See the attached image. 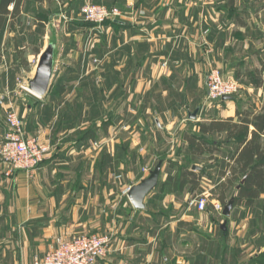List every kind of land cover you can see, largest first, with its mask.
Returning a JSON list of instances; mask_svg holds the SVG:
<instances>
[{
	"label": "crops",
	"instance_id": "obj_1",
	"mask_svg": "<svg viewBox=\"0 0 264 264\" xmlns=\"http://www.w3.org/2000/svg\"><path fill=\"white\" fill-rule=\"evenodd\" d=\"M46 3L64 6L60 38L52 23L38 20ZM86 4L117 8L123 16L95 34L80 16ZM243 11L236 0H27L18 17L5 21L0 141L13 107L25 135L38 137L48 152L30 177L0 162V264H34L57 239L85 234L112 239L109 255L97 264H248L253 256L258 264V256L243 253L248 245L261 250L264 232L260 228L252 241L256 235L249 237L243 217L264 206V194L252 207L234 205L224 217V205L243 181L223 190L240 147L225 131L200 132L213 121L237 122V111H263L264 92L248 75L264 61V46L244 37ZM51 42L55 68L47 94L23 97L18 72L32 77ZM255 52L259 67L251 70L244 62ZM11 60L17 65L8 66ZM211 69L237 79L245 97L208 101ZM191 136L208 144L205 151L192 152ZM159 161L158 185L136 210L127 192ZM186 171L194 173L196 186H179ZM203 195L211 204L199 211L190 202ZM214 203L222 209L215 211ZM218 213L222 223H216Z\"/></svg>",
	"mask_w": 264,
	"mask_h": 264
},
{
	"label": "built area",
	"instance_id": "obj_2",
	"mask_svg": "<svg viewBox=\"0 0 264 264\" xmlns=\"http://www.w3.org/2000/svg\"><path fill=\"white\" fill-rule=\"evenodd\" d=\"M117 8H107L104 5L86 4L81 9V19L99 28L106 21H116L122 17ZM207 100L220 101L222 97H233L240 90L236 79H225L219 70L211 69L205 77ZM6 134L0 141V162L10 168V171H21L29 177L43 163L48 148L43 146L37 137H27L21 118L9 111L5 117ZM199 211L206 209L204 196L190 202ZM213 209L220 211L221 205L214 203ZM110 235L85 234L71 239H57L54 248L44 254L43 258L34 264H97L104 260L111 250Z\"/></svg>",
	"mask_w": 264,
	"mask_h": 264
},
{
	"label": "trees",
	"instance_id": "obj_3",
	"mask_svg": "<svg viewBox=\"0 0 264 264\" xmlns=\"http://www.w3.org/2000/svg\"><path fill=\"white\" fill-rule=\"evenodd\" d=\"M27 0H0V32L5 21L15 19L19 16L23 4ZM12 6V11L8 8ZM109 21H106L108 23ZM250 85L255 89H262L264 92V61H260V67L254 69L248 75ZM237 122L233 118L223 121H213L209 125H201L200 132L205 134L209 132H227L229 139L238 142L240 150L233 157L232 165H229L230 177L227 187L239 186L234 205H244L252 207L254 202L264 194V108L260 113L253 111L236 112ZM253 128L250 131V128ZM88 134V132L86 133ZM192 152L201 153L205 151L208 144L202 139L189 137L187 139ZM194 173L185 172L177 183L184 186L188 182L197 185ZM191 179V180H190ZM224 191L221 195L224 204Z\"/></svg>",
	"mask_w": 264,
	"mask_h": 264
},
{
	"label": "rangeland",
	"instance_id": "obj_4",
	"mask_svg": "<svg viewBox=\"0 0 264 264\" xmlns=\"http://www.w3.org/2000/svg\"><path fill=\"white\" fill-rule=\"evenodd\" d=\"M236 1L238 4H241V5L244 4L245 5V11L242 12V15L246 19L245 20L246 21L245 22L246 23V25H245L246 26V32L244 34V37H247V38L251 37L253 40H256V42L257 41L260 42L261 43L260 46H262V45L264 46V0H257L256 1V3H257L256 9L251 8V6L254 4V0H236ZM258 7H259V9H258ZM42 9L43 10H42L41 14H39V16H38L39 17L38 20L44 24L45 23H48V24L52 23L54 25V28H55L54 30L57 31V35H59V38H60L62 36V34L65 30V26H66V24H65L66 18L62 17V14H61V11L64 9L63 4H61V6H57V5H52L51 3H46L44 8H42ZM231 15L232 16L237 15V13L232 12ZM80 16H81V13H80ZM26 17H27V15H26ZM23 19H27V18H23ZM88 24H90V23H88ZM91 25H93V24H91ZM102 26L99 28L98 26L93 25V27H94L93 31L96 32V33L95 32L94 33L98 34L99 32H101ZM45 32L46 31H44V34H45ZM39 34L41 35V32ZM95 34H93L92 36L90 35L91 40L93 39V36ZM260 57H261L260 53L255 52L252 56L246 57L247 63L244 62V64H247L248 69L250 68L251 70L253 69L254 65H256V66L258 65L257 67H259L258 62L260 60ZM250 58H254V61H252L251 63L249 62ZM263 59H264V57H263ZM14 62H15V60H11V61H8L7 64H8V66L11 65V67H13ZM89 62L91 65L94 64L93 60H89ZM14 65H17V64H14ZM26 79H27V76H23V75H21V73L18 72V78L16 81L17 89L20 92V94H22V96L28 95L27 97H29V98L31 97V98L35 99V97L30 94V92L27 90V87L25 86L26 85ZM245 85H247V83ZM244 92H245L244 87H242V84H241L239 92L231 98L236 99V98H239L241 96L245 97ZM250 95H251V97H252V95L254 96V94H252V93ZM12 108H10L8 110V112L14 111L16 113V111L13 110ZM103 121H104V119H103ZM90 125L91 124H87L86 129L90 128L91 127ZM5 134H6V132H5ZM29 138H31V137H29ZM42 145L46 146L44 144H42ZM92 146H98V145L96 143H93ZM89 150L92 151V149H89ZM154 165H155V163H153L152 168L154 167ZM11 172H13V171H11ZM119 191H120V189H119ZM203 196L206 199V207H207V204L208 205L211 204L210 202H211L212 198L210 196H206V195H203ZM241 211H243V210H241ZM248 211L249 210H244L243 212H248ZM253 213H255V214H253ZM253 213H251L252 216L250 217V219H248L249 215H245V217H243L244 220L246 221V225H247L246 228L249 230H252V233H251L252 235H250L249 237L252 238L253 236L256 235V237L253 238L252 241L254 239H257V234H259L261 229H262L261 232H264V224H263L264 223V206L261 205L260 207L255 208ZM222 221H223V218L220 216V213H218L216 223H222ZM256 223L259 224L260 226L259 227L255 226ZM240 224H241V221H240ZM247 232L249 233L250 231H247ZM248 247H250V248H248ZM248 247L246 248L247 249L246 252L243 253L244 256L246 257V259H248L249 257H251L253 255H256V256H258L257 257L258 258V264H264V246L261 248V250H255V251L252 250V245H248ZM255 260H256V258L253 256L250 260H247V263L248 264H257V262L254 263Z\"/></svg>",
	"mask_w": 264,
	"mask_h": 264
},
{
	"label": "water",
	"instance_id": "obj_5",
	"mask_svg": "<svg viewBox=\"0 0 264 264\" xmlns=\"http://www.w3.org/2000/svg\"><path fill=\"white\" fill-rule=\"evenodd\" d=\"M55 49L56 46L51 42L46 49L40 54L36 69L32 77L26 79L27 90L33 95L41 98L44 97L50 87V82L53 77L55 68ZM231 97L225 96L221 100H229ZM195 115H192V119ZM162 161L149 172L147 177L142 179L138 184L130 187L127 192V197L136 210L144 208V199L146 196L156 188L161 174ZM243 181L241 182V184ZM234 206V199H230L223 207L222 215L229 217ZM226 222L223 223L222 229H225Z\"/></svg>",
	"mask_w": 264,
	"mask_h": 264
}]
</instances>
